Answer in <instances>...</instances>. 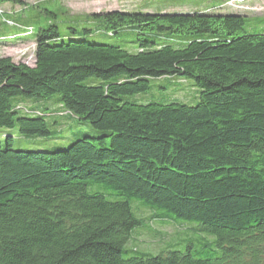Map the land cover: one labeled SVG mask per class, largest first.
I'll list each match as a JSON object with an SVG mask.
<instances>
[{"label":"trees","instance_id":"obj_1","mask_svg":"<svg viewBox=\"0 0 264 264\" xmlns=\"http://www.w3.org/2000/svg\"><path fill=\"white\" fill-rule=\"evenodd\" d=\"M242 13L88 17L111 38L135 34L122 44L61 36L52 23L7 37L35 43V63L0 58V130L50 138L45 117L20 116L13 100L56 96L102 135L58 151L0 140V264H264V33H249ZM174 76L193 80L195 106L126 99ZM145 222L153 240L196 232L204 256L190 243L126 257Z\"/></svg>","mask_w":264,"mask_h":264},{"label":"rangeland","instance_id":"obj_2","mask_svg":"<svg viewBox=\"0 0 264 264\" xmlns=\"http://www.w3.org/2000/svg\"><path fill=\"white\" fill-rule=\"evenodd\" d=\"M234 3H233V2ZM242 1V0H239ZM238 0H24L25 6L4 4L0 6V58H11L15 63H24L34 66L35 43L17 41H5L8 36L20 34L25 29L32 27L37 30L40 27L54 24L59 28L61 36L71 33L70 29L77 31L80 39L90 43L119 44L130 43L136 40L133 32H121L118 36L109 37L107 32L98 26V21L89 20L88 17L96 14L113 11L128 13H186L208 9L217 4L225 9H238L246 16V29L249 33H264V0H245L240 4ZM90 30V33L85 32ZM130 50L134 46L124 45ZM131 49V51H133ZM86 84L97 86L102 80L90 78ZM193 80H187L179 76L166 77L154 80L152 89L148 93L127 97L129 101L137 103L171 102L177 101L189 106L198 103V90L193 88ZM51 99L16 98L13 106L20 116L33 117L44 116L51 132L50 138L40 139L20 136L17 130H0V140L6 144L7 138L12 137V149L15 151H58L65 150L75 141L83 137H98L102 134L94 130L88 124L80 123L77 118L68 114L55 101ZM63 114V115H62ZM57 125H60L58 127ZM153 223L145 222L137 228L128 246L126 257L151 254L157 256L161 252L178 250L185 252L190 243L194 245L193 252L196 257L204 256L203 250L198 244L199 235L196 232L186 233L169 241L162 239L153 240L155 233ZM169 235L173 233L170 226L160 229ZM145 233V236H141ZM185 233V231H180ZM152 251V252H150ZM201 256V257H202Z\"/></svg>","mask_w":264,"mask_h":264},{"label":"bare ground","instance_id":"obj_3","mask_svg":"<svg viewBox=\"0 0 264 264\" xmlns=\"http://www.w3.org/2000/svg\"><path fill=\"white\" fill-rule=\"evenodd\" d=\"M239 1V0H238ZM245 0L239 1L240 4H242ZM28 34V33H27ZM24 37V36H23ZM30 37V36H29Z\"/></svg>","mask_w":264,"mask_h":264},{"label":"built area","instance_id":"obj_4","mask_svg":"<svg viewBox=\"0 0 264 264\" xmlns=\"http://www.w3.org/2000/svg\"><path fill=\"white\" fill-rule=\"evenodd\" d=\"M233 2V1H232ZM234 3V2H233Z\"/></svg>","mask_w":264,"mask_h":264}]
</instances>
